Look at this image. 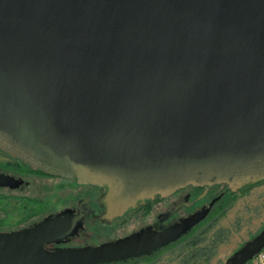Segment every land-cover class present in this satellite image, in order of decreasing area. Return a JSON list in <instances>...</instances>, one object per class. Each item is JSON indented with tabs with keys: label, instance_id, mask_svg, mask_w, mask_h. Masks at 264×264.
<instances>
[{
	"label": "water",
	"instance_id": "obj_1",
	"mask_svg": "<svg viewBox=\"0 0 264 264\" xmlns=\"http://www.w3.org/2000/svg\"><path fill=\"white\" fill-rule=\"evenodd\" d=\"M0 151L107 186L113 214L188 185L264 181V0H0ZM206 215L50 251L81 225L65 211L0 232V264L137 258ZM263 249L264 229L224 264Z\"/></svg>",
	"mask_w": 264,
	"mask_h": 264
},
{
	"label": "flooded vegetation",
	"instance_id": "obj_2",
	"mask_svg": "<svg viewBox=\"0 0 264 264\" xmlns=\"http://www.w3.org/2000/svg\"><path fill=\"white\" fill-rule=\"evenodd\" d=\"M0 156L3 158V160H0V174L13 179L10 185L0 186V189L11 192L22 191L25 188H32L31 185L38 179H46L50 182L48 184L49 188L52 190L54 188L55 191L57 189L61 190L60 195L64 198V206L62 208L57 211L47 212L41 220L21 229L32 227L46 218L56 217L65 211H70L71 218H80L81 225L78 231L72 236L47 244L45 247L50 251L63 248L97 247L131 237L143 231L162 233L197 213L207 211L206 217L177 241L150 254L104 264H155V262H161L164 257L169 256L172 247L207 228L206 226L210 225L221 211L227 209L231 201L255 187V184L247 185L238 191H233L227 184L210 186L188 185L169 195L158 194L151 199L139 200L135 206L130 207L123 213L113 214L109 210V205L106 201L109 190L107 186L83 184L77 179L48 174L2 151H0ZM54 183L57 185L55 186ZM0 198L3 197L0 196ZM25 200L27 204L29 202L43 204L41 203L43 199L37 202L35 199L32 200V198L26 197ZM43 214H45L44 211L40 213V215ZM128 223L131 224L130 228L126 229L128 227H124L120 234L112 231L115 225ZM76 240H78L77 243L74 242Z\"/></svg>",
	"mask_w": 264,
	"mask_h": 264
},
{
	"label": "rangeland",
	"instance_id": "obj_3",
	"mask_svg": "<svg viewBox=\"0 0 264 264\" xmlns=\"http://www.w3.org/2000/svg\"><path fill=\"white\" fill-rule=\"evenodd\" d=\"M0 160H3L1 156ZM49 183V180L38 179L31 185L32 188H25L22 191L11 192L0 189V196L3 197L0 198V231H13L27 227L41 220L47 212L62 208L64 198L60 195L61 190L50 189ZM56 183H54L55 186ZM57 194L59 195L56 196ZM26 197L35 199L37 202L43 199L41 202L43 204L35 202L27 204ZM43 211L45 214L40 215ZM130 226V223L115 225L112 231L120 234L124 227L129 229ZM206 227H211L208 235H222L224 242L216 247L214 256L209 261L204 260L205 262L202 261L201 264H224L229 257L264 229V183L231 201L227 209L221 211L219 216ZM74 242L77 243L78 240ZM168 258V256L164 257L160 263L164 264L169 260Z\"/></svg>",
	"mask_w": 264,
	"mask_h": 264
},
{
	"label": "trees",
	"instance_id": "obj_4",
	"mask_svg": "<svg viewBox=\"0 0 264 264\" xmlns=\"http://www.w3.org/2000/svg\"><path fill=\"white\" fill-rule=\"evenodd\" d=\"M262 183L264 181L255 184V186ZM210 228L207 227L186 241L172 247L168 256L169 260L164 264H201L202 261L205 262L204 260L209 261L214 256L216 247L224 242L222 235H208ZM155 264L163 263L158 261Z\"/></svg>",
	"mask_w": 264,
	"mask_h": 264
},
{
	"label": "built area",
	"instance_id": "obj_5",
	"mask_svg": "<svg viewBox=\"0 0 264 264\" xmlns=\"http://www.w3.org/2000/svg\"><path fill=\"white\" fill-rule=\"evenodd\" d=\"M252 262L253 264H264V249L255 256Z\"/></svg>",
	"mask_w": 264,
	"mask_h": 264
},
{
	"label": "crops",
	"instance_id": "obj_6",
	"mask_svg": "<svg viewBox=\"0 0 264 264\" xmlns=\"http://www.w3.org/2000/svg\"><path fill=\"white\" fill-rule=\"evenodd\" d=\"M250 264H253V262H250Z\"/></svg>",
	"mask_w": 264,
	"mask_h": 264
}]
</instances>
